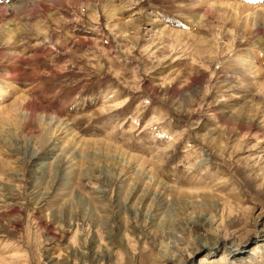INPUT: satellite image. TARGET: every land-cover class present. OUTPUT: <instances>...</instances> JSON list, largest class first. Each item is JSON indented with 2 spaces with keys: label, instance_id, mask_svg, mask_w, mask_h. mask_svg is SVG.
I'll use <instances>...</instances> for the list:
<instances>
[{
  "label": "rangeland",
  "instance_id": "1",
  "mask_svg": "<svg viewBox=\"0 0 264 264\" xmlns=\"http://www.w3.org/2000/svg\"><path fill=\"white\" fill-rule=\"evenodd\" d=\"M43 1L0 21L18 28L22 59L2 67H14L18 88L0 111V264H156L161 251L211 241L222 210L237 218L234 239L254 236L264 213V82L229 63L250 51L264 73V14L259 38L242 16L189 0ZM155 18L199 42L160 35ZM201 38H217L220 54L198 53ZM258 240L241 259L203 263L264 264Z\"/></svg>",
  "mask_w": 264,
  "mask_h": 264
},
{
  "label": "bare ground",
  "instance_id": "2",
  "mask_svg": "<svg viewBox=\"0 0 264 264\" xmlns=\"http://www.w3.org/2000/svg\"><path fill=\"white\" fill-rule=\"evenodd\" d=\"M33 0H9L8 2L6 0H0V21L2 19H6L9 16L11 17H15L17 15V12L19 10H21L23 7H25L26 5H29V3H32ZM43 1V0H42ZM45 1V0H44ZM43 1V2H44ZM53 1V0H52ZM55 1V0H54ZM222 1V0H221ZM219 1V2H221ZM237 1V0H236ZM233 0H225V2L223 3V5L220 6L221 3H218L217 0H189V3L191 4L192 7L195 8H199L200 6H208L209 7V11L210 14L213 12L212 15H215L214 13H216V16H220L223 15L225 16L226 13H231L229 18H233L235 20L239 19V16L243 17V26H245V29L248 30L249 33H251L252 35H257V37L261 36L262 31H261V27L259 25L260 22L259 19H261L263 16L262 14H264V4H261L262 7H260V9H258L259 7H254L252 5H250L249 3H239ZM247 1V0H246ZM47 2V1H46ZM251 2V1H250ZM260 2L264 3V0H260ZM53 3V2H52ZM217 3L219 4L220 8L218 7ZM33 4V3H32ZM253 4V3H252ZM41 5V3H40ZM217 5V6H216ZM38 6V5H36ZM31 8V6H30ZM112 8V7H111ZM116 8V7H115ZM205 8V7H204ZM212 11V12H211ZM30 12V11H29ZM223 12V13H221ZM20 13V11L18 12V14ZM22 13V12H21ZM198 13V12H197ZM209 13V12H208ZM16 14V15H15ZM29 14V13H28ZM200 14V13H199ZM21 15V14H20ZM19 15V16H20ZM25 15V14H24ZM222 15V16H223ZM22 16V15H21ZM113 16V15H112ZM218 16V17H219ZM24 17V16H22ZM214 17V16H213ZM227 18V16H225ZM264 17V16H263ZM16 18V17H15ZM14 18V19H15ZM203 18L202 15H197L196 17H194V22L192 23V26L194 28V24L198 23L201 19ZM205 19V18H204ZM264 19V18H263ZM261 19V20H263ZM139 20V19H138ZM220 20V19H219ZM161 20L159 18H155L154 20L150 19V23L151 26H156L158 28V32L160 33V35L163 36H168V37H173L176 40H179L181 38L184 37V39L187 42H191L192 44H196L197 42H199V40L196 38V36L193 35V33L190 31L189 32H181V31H174L173 29H170L169 27H163L162 24L160 22ZM212 21V20H211ZM239 21V20H238ZM3 22V21H1ZM15 22V20H14ZM232 22V19H231ZM234 22V21H233ZM136 23V21H135ZM133 23V24H135ZM138 23V22H137ZM136 23V24H137ZM235 23V22H234ZM1 24V23H0ZM263 24V22H262ZM4 27H0V111L2 114V111L5 110L4 105H2V102L6 100V98L8 96L11 95L12 92H15L18 88L17 86V75L14 74V67H11L6 73L3 72V64H4V59L9 58V59H16V62H19L21 58V55L19 53H17V50L15 51V47H19L17 45V43H19L18 41L15 42V38L17 36V29H13L12 27V21H10L9 19H7L5 21V23H3ZM15 27V26H14ZM129 27V26H128ZM263 29L264 30V24H263ZM113 28V27H112ZM119 28V27H118ZM131 28V27H130ZM35 29V28H34ZM115 29V27H114ZM22 30V29H21ZM20 30V32H21ZM31 30V28H30ZM40 30V29H39ZM126 30V29H125ZM33 31V30H32ZM118 32V31H117ZM121 32V31H120ZM212 32V31H211ZM19 34V32H18ZM39 34V33H37ZM211 34V33H210ZM213 34V33H212ZM236 34V33H235ZM239 34V33H238ZM21 35V33H20ZM19 35V36H20ZM40 35V34H39ZM197 35V34H196ZM18 36V37H19ZM130 36V35H129ZM224 36V35H223ZM236 37V36H235ZM210 38V37H209ZM224 38V37H223ZM244 38V37H243ZM20 39V38H17ZM217 40V38H215ZM233 39V38H232ZM214 38L212 40H206L204 38H201L200 41H203V43H207L206 47H199L197 49L198 53H205L204 56L207 54H209V52H211V54H220V52L218 51L217 47L214 48ZM230 40V39H229ZM218 41V40H217ZM234 41V40H233ZM222 42V41H221ZM220 42V43H221ZM219 44V43H218ZM258 47H252L255 49H260L262 46V42L261 40H259L258 43ZM21 46V45H20ZM226 46V45H225ZM220 48V46H219ZM224 48V47H223ZM227 48V47H226ZM229 48V47H228ZM231 48V47H230ZM229 48V49H230ZM214 49V50H213ZM235 49V48H234ZM222 50V49H221ZM231 50V49H230ZM249 50H252L251 48ZM228 51V49H227ZM200 55V54H198ZM222 55V53H221ZM201 56V55H200ZM203 56V55H202ZM209 57V56H208ZM220 58V57H219ZM226 58V57H225ZM224 57L222 59H225ZM229 58V56H228ZM227 58V59H228ZM201 59V58H200ZM208 59V58H207ZM216 59V58H214ZM230 63L231 66L238 72H240L241 74L244 75H252L253 76V80L256 81V83L259 82V86H260V80H263L264 82V73L262 72V70L259 68V66L256 64L257 61V56L253 55L252 52L248 51L243 53H235L230 57ZM18 60V61H17ZM8 61V60H7ZM208 61V60H207ZM215 61V60H214ZM221 61V60H220ZM223 61V60H222ZM225 61V60H224ZM208 65V64H206ZM230 67V68H232ZM232 68V69H233ZM210 69V68H209ZM230 69V70H232ZM235 71V72H236ZM16 72V71H15ZM202 73V72H201ZM7 74V75H6ZM236 76V75H235ZM246 80V79H245ZM200 81V80H199ZM20 82V81H19ZM232 84V83H231ZM229 84V85H231ZM23 86V85H22ZM228 87V86H227ZM263 87V86H262ZM21 88V87H20ZM23 88V87H22ZM26 89V86H25ZM24 89V90H25ZM159 90V89H158ZM27 91V90H26ZM29 93V92H28ZM22 94V93H21ZM24 95V94H23ZM263 96V95H262ZM261 96V97H262ZM262 99V98H261ZM235 100V99H234ZM260 100V99H259ZM18 101V98H17ZM258 100H256L257 102ZM262 101V100H261ZM221 102V101H220ZM7 108V107H6ZM8 109H6L7 112ZM26 111V110H25ZM39 114V113H38ZM49 114V113H48ZM223 114V113H222ZM47 115V114H46ZM212 115L217 116L218 112L213 113ZM49 117V116H48ZM35 118V117H34ZM40 119V118H39ZM60 120V119H59ZM56 122V121H55ZM58 122V119H57ZM49 123V122H48ZM65 124V123H64ZM62 125V124H60ZM31 126V125H30ZM61 128V127H60ZM165 134H161L160 136H164ZM33 156V155H32ZM129 159V158H128ZM138 160V159H137ZM131 161V160H130ZM139 161V160H138ZM122 172V171H121ZM117 175V174H116ZM155 175V174H154ZM38 176V175H37ZM150 179V178H149ZM151 180V179H150ZM227 203V202H226ZM227 205V204H226ZM226 207V206H225ZM237 210V209H236ZM255 210V209H254ZM225 211V210H224ZM259 210L256 207L255 213H257ZM226 213V212H225ZM231 216H233V214L228 215L226 213V216L223 213L222 210V214L220 215L219 220H217L216 223V228H214L216 230V232H214V236L212 237L211 241H204L203 238H199L198 240H195V243H193L192 245H194L195 248L191 249H187L182 253H173L174 255L170 256L168 254H165L161 251L160 255L158 254L155 257V263L156 264H193V256L195 255L196 252H199L203 249L207 250V252L201 257V260L199 261L200 264H204L203 262L207 261L208 259L212 258H217L220 254L222 255H227L228 257L230 256L231 258H238L241 259L242 255L245 254H249L250 249L249 247V243L253 240V238L257 241V245L255 246L257 248L259 241L258 240L260 238H264L263 232H264V225L262 223L263 218H264V213L263 211H259L258 215L254 217L253 221L251 222L253 229L255 230L256 234L254 236H250L248 235V237L244 240H238V239H234L232 236V233L229 231V228L235 226V222H237V218L233 219L230 218ZM225 217V218H224ZM216 221V220H215ZM213 221V222H215ZM208 222V221H207ZM209 223V222H208ZM207 223V224H208ZM202 225V224H201ZM200 225V226H201ZM206 225V224H205ZM213 225V224H212ZM198 226V225H197ZM208 226V225H207ZM214 226V225H213ZM197 228V227H195ZM199 228V227H198ZM206 228V227H205ZM210 227H208L209 229ZM200 229V228H199ZM198 229V230H199ZM194 230V229H192ZM196 230V229H195ZM206 230V229H205ZM204 230V231H205ZM201 231V229H200ZM202 233V232H201ZM200 233V234H201ZM208 234V232H207ZM211 235V234H210ZM235 237V236H234ZM210 239V238H209ZM193 241V240H192ZM89 242V240H88ZM83 243V241H82ZM85 243V242H84ZM92 243V241H91ZM91 243H87L88 247H90ZM192 243V242H191ZM93 245V244H92ZM191 245V244H190ZM83 246V245H82ZM85 247V246H83ZM93 248V247H92ZM184 248V247H183ZM95 249V248H94ZM180 249V248H179ZM87 250V249H86ZM68 252V251H67ZM172 253V252H171ZM66 255V254H65ZM49 257V256H48ZM53 258V257H52ZM66 258H69V254L66 256ZM49 259V258H48ZM144 259H145V255H144ZM142 259V260H144ZM70 260H72L70 258ZM50 262V261H49ZM212 262V261H211ZM58 264H68L66 261L64 262H59Z\"/></svg>",
  "mask_w": 264,
  "mask_h": 264
}]
</instances>
